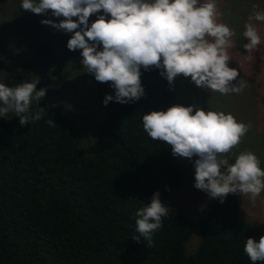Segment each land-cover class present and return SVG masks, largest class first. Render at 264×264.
Here are the masks:
<instances>
[{
  "label": "trees",
  "instance_id": "trees-1",
  "mask_svg": "<svg viewBox=\"0 0 264 264\" xmlns=\"http://www.w3.org/2000/svg\"><path fill=\"white\" fill-rule=\"evenodd\" d=\"M16 15L29 35L28 58L0 83L14 87L34 70L36 90L48 89L53 49L69 50L72 34L43 25L50 13L20 7ZM141 73V99L107 106L104 98L114 89L91 74L101 120L86 147L52 104L32 103L30 112L40 107L44 115L25 126L13 113L0 117V264H252L243 248L248 238L258 243L264 228L238 222L236 194L223 203L206 199L196 221L199 242L189 254L193 223L175 212L163 218L151 247L143 237L132 239L139 235L136 211L157 192L164 204L183 176L170 146L153 141L142 125L143 115L172 106L171 86L158 69Z\"/></svg>",
  "mask_w": 264,
  "mask_h": 264
},
{
  "label": "clouds",
  "instance_id": "clouds-1",
  "mask_svg": "<svg viewBox=\"0 0 264 264\" xmlns=\"http://www.w3.org/2000/svg\"><path fill=\"white\" fill-rule=\"evenodd\" d=\"M20 7L27 13H50L59 22L44 19L43 25L72 34L67 48L81 50V64L87 73L114 89V96H105L104 106L141 99V69L160 70L169 85L183 76L198 88L222 95L240 94L247 87L243 79L238 85L232 83L239 75L229 67L228 49L235 32L219 22L216 0H21ZM257 7L253 5L244 24L247 51L261 45L253 21L264 22V11H256ZM93 15L96 19L89 24ZM38 83L39 77L14 87L0 83V117L13 113L21 126L41 120L44 108L30 112L32 101L39 104L48 91H37ZM47 123L57 126L53 120ZM142 125L153 141L170 146L173 157H196L194 187L210 199L223 203L229 194L243 193L254 200L264 191V169L257 155L250 150L233 152L250 130V122L237 121L231 113L219 110L177 104L143 115ZM229 154L234 163L229 162ZM168 213L159 192L154 193L151 202L135 213L139 235L132 239L139 242L143 237L151 247L153 234L163 227ZM243 251L252 264L264 261V236L258 243L248 238Z\"/></svg>",
  "mask_w": 264,
  "mask_h": 264
},
{
  "label": "rangeland",
  "instance_id": "rangeland-1",
  "mask_svg": "<svg viewBox=\"0 0 264 264\" xmlns=\"http://www.w3.org/2000/svg\"><path fill=\"white\" fill-rule=\"evenodd\" d=\"M203 2V0H202ZM218 20L234 30L231 38L232 47L228 49L231 58L229 67L238 71L239 75L232 83L238 85L240 79L247 82V87L240 94L222 95L198 88L190 78L178 76L170 85L173 94V105L193 106L205 111L219 110L231 113L237 121L251 123V128L242 138L234 153L250 150L257 155L264 169V22L253 21L261 36L258 50H246L248 41L243 37L244 24L254 11H264V0H216ZM21 0H0V82L20 63L28 58L29 35L22 32L18 26L16 15L20 9ZM33 15V13H29ZM102 14V13H101ZM37 15V14H35ZM54 22L57 18L50 16ZM62 19V18H61ZM96 19H89L91 24ZM81 50H60L55 47V64L49 67L51 84L40 102L55 106L69 121L73 133L79 143L86 147L90 145L94 132L101 120V114L96 105L95 92L91 74L81 64ZM37 74L34 70L23 72V80L30 82ZM37 101L33 100L32 103ZM229 162L234 158L229 154ZM174 157L173 163L183 171L181 188L171 195L164 203L169 212L186 216L193 223V230L185 243L186 254L191 253L199 242V232L196 221L200 209L209 197L204 191L194 187V160ZM237 218L239 223H252L264 228V191L254 200L250 194L238 193Z\"/></svg>",
  "mask_w": 264,
  "mask_h": 264
}]
</instances>
